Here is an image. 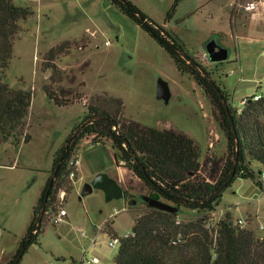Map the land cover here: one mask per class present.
Here are the masks:
<instances>
[{
	"label": "rangeland",
	"instance_id": "rangeland-1",
	"mask_svg": "<svg viewBox=\"0 0 264 264\" xmlns=\"http://www.w3.org/2000/svg\"><path fill=\"white\" fill-rule=\"evenodd\" d=\"M157 23L175 33L187 51L197 57L216 83L227 90L232 107L240 113L255 94L264 96V0H131ZM32 9L12 39V52L3 82L12 89L31 92L24 132L28 142L0 143V264L7 262L31 220L33 206L44 186L55 151L86 113L88 102L103 107L123 102L121 117L155 129H174L191 137L198 148L201 173L209 158L222 165L227 140L217 109L187 73L177 70L169 54L109 0H14ZM254 2L253 10L244 5ZM215 37L228 49V57L212 62L206 43ZM68 41L69 49L55 59L61 78L52 89L81 93V102L55 105L46 95L49 71L42 59L50 47ZM165 85L166 92L160 90ZM247 97L248 99H245ZM246 100V101H244ZM82 138L71 159H78L74 176L66 178L56 193V211L38 242L31 244L19 264H80L97 256L113 264L118 247L109 236L123 238L136 216L161 200L130 170L114 160L109 139L99 143ZM204 165V166H203ZM255 170L258 163L252 162ZM264 170V168H262ZM104 173L123 189L106 198L98 187L82 194L83 186ZM262 188L250 179L236 178L214 209L201 211L174 207L176 239L167 253L170 264L191 261L209 264L221 256L219 224L227 220L233 243L241 244L239 262L264 264V176ZM162 201V200H161ZM67 212L57 223L58 210ZM164 211V210H162ZM242 220L238 223L237 220ZM242 234V235H241Z\"/></svg>",
	"mask_w": 264,
	"mask_h": 264
},
{
	"label": "trees",
	"instance_id": "trees-1",
	"mask_svg": "<svg viewBox=\"0 0 264 264\" xmlns=\"http://www.w3.org/2000/svg\"><path fill=\"white\" fill-rule=\"evenodd\" d=\"M14 0H0V143L12 141L13 145L28 142L30 135L24 132L31 102V92L12 89L2 78L12 52V39L19 28V20L32 14L28 6L16 5ZM122 13L133 20L152 37L171 57L178 71L189 74L201 87L218 111L219 124L227 140L226 158L222 165L209 158L201 173L198 148L187 134L174 129H155L121 117L123 102L109 98L118 106L103 107L88 102L86 113L71 129L63 144L55 151L49 176L33 206L26 232L19 241L13 256L3 264H19L28 247L38 242L44 224L50 220L48 213L55 212L56 193L70 175L68 162L82 138L92 136L99 143L111 141L115 162L130 170L159 199L150 198L158 206L149 208L135 217L130 233L120 238L113 264H170L166 255L176 239L175 212H167L171 204L201 211H211L218 204L223 191L236 178L250 179L262 188L264 170V96L251 100L237 113L232 107L229 93L212 79L197 57L191 55L181 39L163 25L157 23L131 0H109ZM179 0H174L167 12L170 18ZM70 43L63 41L52 46L42 59L43 71H49L44 85L47 97L57 106L81 102L77 92L60 94L52 89L61 78L55 59ZM64 53V51H63ZM26 125V126H25ZM252 162L258 163V170ZM171 203V204H169ZM164 210V211H162ZM59 211V210H58ZM242 235V234H241ZM219 258L214 264H243L239 262L241 244L233 243L234 231L225 219L219 224ZM182 264H192L187 261ZM200 264H209L204 260Z\"/></svg>",
	"mask_w": 264,
	"mask_h": 264
},
{
	"label": "water",
	"instance_id": "water-1",
	"mask_svg": "<svg viewBox=\"0 0 264 264\" xmlns=\"http://www.w3.org/2000/svg\"><path fill=\"white\" fill-rule=\"evenodd\" d=\"M206 51L212 62H221L227 59L228 49L219 45L215 37L208 40L206 43ZM160 90L166 92L165 85L161 84ZM93 187L101 188L106 195V198L118 197L122 194V187L112 178L104 173L98 174L91 183H86L83 186L82 194H87L92 191Z\"/></svg>",
	"mask_w": 264,
	"mask_h": 264
},
{
	"label": "built area",
	"instance_id": "built-area-1",
	"mask_svg": "<svg viewBox=\"0 0 264 264\" xmlns=\"http://www.w3.org/2000/svg\"><path fill=\"white\" fill-rule=\"evenodd\" d=\"M255 4L254 2H247L245 5H244V8L246 10H253L255 8ZM261 97V94H258V93H255L253 94L249 100H258L260 99ZM245 99H248L247 97H245ZM246 101V100H244ZM78 163V159H71L70 160V165L72 167H75V165ZM74 176V171H71L70 173V177H73ZM262 176H264V172L262 173ZM67 212L64 208H61L59 209L58 213L55 215V217L53 218V222L54 223H57L59 220L63 219L64 216H66ZM238 223H241L242 220L238 219L237 220ZM261 227H264L263 226V223L261 225ZM107 244L110 246V247H118L119 244H120V237L118 236H109L108 238V242ZM80 264H100V258L97 257V256H92V257H84L82 259V261L80 262Z\"/></svg>",
	"mask_w": 264,
	"mask_h": 264
},
{
	"label": "flooded vegetation",
	"instance_id": "flooded-vegetation-1",
	"mask_svg": "<svg viewBox=\"0 0 264 264\" xmlns=\"http://www.w3.org/2000/svg\"><path fill=\"white\" fill-rule=\"evenodd\" d=\"M216 40V39H215ZM216 42H217V40H216ZM218 43V42H217Z\"/></svg>",
	"mask_w": 264,
	"mask_h": 264
},
{
	"label": "crops",
	"instance_id": "crops-1",
	"mask_svg": "<svg viewBox=\"0 0 264 264\" xmlns=\"http://www.w3.org/2000/svg\"><path fill=\"white\" fill-rule=\"evenodd\" d=\"M114 259V258H113ZM101 264V263H100Z\"/></svg>",
	"mask_w": 264,
	"mask_h": 264
}]
</instances>
